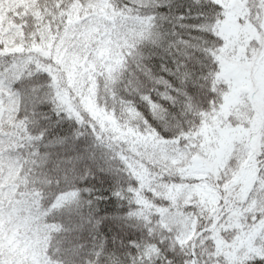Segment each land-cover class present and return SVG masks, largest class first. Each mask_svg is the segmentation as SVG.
Wrapping results in <instances>:
<instances>
[{"label":"snow or ice","instance_id":"6c2138e0","mask_svg":"<svg viewBox=\"0 0 264 264\" xmlns=\"http://www.w3.org/2000/svg\"><path fill=\"white\" fill-rule=\"evenodd\" d=\"M0 264H264V0H0Z\"/></svg>","mask_w":264,"mask_h":264}]
</instances>
